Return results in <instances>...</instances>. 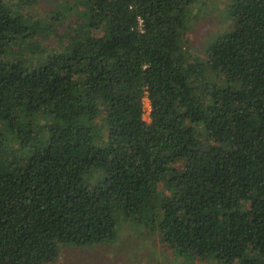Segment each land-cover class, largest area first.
Instances as JSON below:
<instances>
[{
  "label": "trees",
  "instance_id": "trees-1",
  "mask_svg": "<svg viewBox=\"0 0 264 264\" xmlns=\"http://www.w3.org/2000/svg\"><path fill=\"white\" fill-rule=\"evenodd\" d=\"M70 1L0 0V264H56L120 218L167 257L264 264V0H231L200 56L195 0Z\"/></svg>",
  "mask_w": 264,
  "mask_h": 264
},
{
  "label": "rangeland",
  "instance_id": "rangeland-1",
  "mask_svg": "<svg viewBox=\"0 0 264 264\" xmlns=\"http://www.w3.org/2000/svg\"><path fill=\"white\" fill-rule=\"evenodd\" d=\"M40 1V6L38 5L40 11H38L36 6L37 15L34 16V19L46 15L52 10V0ZM230 1L195 0L193 2L192 17L188 22L187 32L182 37L184 48L198 56L204 53V45L217 36V33L221 30V21L224 19V22L228 21L226 19V8ZM83 2V0H71L68 4L69 6L71 5L70 9L63 12L66 19L69 20L78 15V12L84 7ZM90 31L98 34L100 30L92 28ZM9 52L11 53V50ZM11 54L14 56L16 51ZM31 61L32 58L30 56L28 58L29 65ZM196 136L199 138V132L197 130ZM118 227V235L115 241L93 245L91 248H78L73 246L61 248L60 257L56 264H146L147 259L151 258L154 260V264H182L185 261L189 262L191 260V256L187 255L177 257L169 253L171 257H167L166 250L164 251L157 242L156 234L152 238L150 234L149 238L147 236L145 237V235L140 236L139 233L130 231L127 228L123 218L118 219ZM140 231L148 234L143 228H140ZM190 264L201 263L190 261ZM206 264L217 263L212 260Z\"/></svg>",
  "mask_w": 264,
  "mask_h": 264
},
{
  "label": "built area",
  "instance_id": "built-area-1",
  "mask_svg": "<svg viewBox=\"0 0 264 264\" xmlns=\"http://www.w3.org/2000/svg\"><path fill=\"white\" fill-rule=\"evenodd\" d=\"M149 112H150V104L147 99V96L145 95L143 97V114H142V117L145 121L149 120Z\"/></svg>",
  "mask_w": 264,
  "mask_h": 264
}]
</instances>
